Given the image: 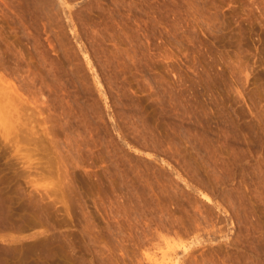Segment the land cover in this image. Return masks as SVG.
Here are the masks:
<instances>
[{
	"label": "rangeland",
	"instance_id": "1",
	"mask_svg": "<svg viewBox=\"0 0 264 264\" xmlns=\"http://www.w3.org/2000/svg\"><path fill=\"white\" fill-rule=\"evenodd\" d=\"M0 87L1 264H264V0H0Z\"/></svg>",
	"mask_w": 264,
	"mask_h": 264
},
{
	"label": "bare ground",
	"instance_id": "2",
	"mask_svg": "<svg viewBox=\"0 0 264 264\" xmlns=\"http://www.w3.org/2000/svg\"><path fill=\"white\" fill-rule=\"evenodd\" d=\"M6 88H8V87H6ZM0 89H2V88L0 87ZM8 92H9L10 96L8 95V93H5L3 90V97L7 101V104H6L7 111L12 115V110H14L15 107L11 101V100H13L12 92L9 90H8ZM6 117L11 118V116H6ZM33 255L34 254L32 251H27L25 253L20 254V256L18 257L20 264H43L42 262L37 261ZM5 256L8 257V254H6Z\"/></svg>",
	"mask_w": 264,
	"mask_h": 264
}]
</instances>
